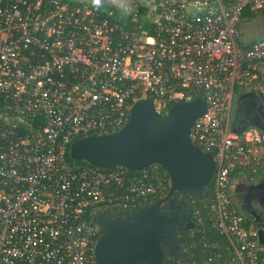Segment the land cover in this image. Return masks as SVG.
Here are the masks:
<instances>
[{"label":"built area","instance_id":"built-area-1","mask_svg":"<svg viewBox=\"0 0 264 264\" xmlns=\"http://www.w3.org/2000/svg\"><path fill=\"white\" fill-rule=\"evenodd\" d=\"M264 0H0V264H94L104 209L164 196L156 172L69 161L79 138L112 133L133 103L157 114L200 97L192 143L215 162L212 224L229 262L264 264L257 229L229 197L255 181L264 134H236V94L264 87V37L245 43L241 16Z\"/></svg>","mask_w":264,"mask_h":264},{"label":"water","instance_id":"water-1","mask_svg":"<svg viewBox=\"0 0 264 264\" xmlns=\"http://www.w3.org/2000/svg\"><path fill=\"white\" fill-rule=\"evenodd\" d=\"M245 95H254L255 104L259 103L255 92L241 97ZM205 112L200 97L175 103L165 115L156 113L151 98L139 99L119 130L85 136L71 143L72 160L101 169L122 167L134 172L158 165L170 180L167 194L155 202L118 211L114 219L106 211L93 215L100 234L94 248V264H166L171 252L163 248V240L183 244L190 236H180L190 216L183 211V203L176 205L175 199L179 195L201 196L212 181L215 162L211 153L202 152L190 138L193 122ZM234 125L235 122L231 129L236 134L246 126L256 127L253 122L242 128ZM253 189L261 190L259 209L243 213L254 218L258 242L264 246V175Z\"/></svg>","mask_w":264,"mask_h":264},{"label":"flooded vegetation","instance_id":"flooded-vegetation-1","mask_svg":"<svg viewBox=\"0 0 264 264\" xmlns=\"http://www.w3.org/2000/svg\"><path fill=\"white\" fill-rule=\"evenodd\" d=\"M249 92H255L257 94V98L259 101L257 105L254 102V95H245L241 97L244 93L247 94ZM234 122V126L238 128L245 127L248 123L253 122L256 125L257 129H259L261 133H264V87L252 89L250 91L242 92L235 95L231 114V128ZM262 174H264V172ZM260 191L261 190L258 189L254 190L253 186H249L245 191L237 194L232 191L230 183L229 197L231 201L236 205L237 209L243 214V212L252 211L253 206L259 208L257 202L259 201ZM180 203H183V211L190 216V218L186 220L184 229L183 231H181L180 236L184 233H189L191 235V233L198 228H194L195 224L198 225V204L204 203L206 209H208L210 212L213 211V201L211 195L210 197L207 196L206 191L203 192L201 196L182 197L181 195H179L177 196V199H175V204L178 205ZM118 211L126 210L112 209L107 210L106 212L109 216L114 219L116 218V213ZM186 241L187 239L183 244H176L172 243V241L163 240V248L171 252V256L166 264H178L179 261L184 258V256L186 255Z\"/></svg>","mask_w":264,"mask_h":264},{"label":"trees","instance_id":"trees-1","mask_svg":"<svg viewBox=\"0 0 264 264\" xmlns=\"http://www.w3.org/2000/svg\"><path fill=\"white\" fill-rule=\"evenodd\" d=\"M260 12L264 13V9ZM257 12L250 11L246 9L242 16L241 22L243 18L253 19L257 16ZM240 22V24H241ZM164 115V114H163ZM69 161L74 164L91 166L84 161H75L68 156ZM119 168V167H113ZM143 171H147L149 173L156 172L159 176H165L169 179L167 173L158 165H151L143 169ZM264 172V166H261L259 169V175ZM207 192V196L212 198L214 197L213 191V181H211L208 186L203 190V192ZM210 193V194H209ZM162 196H150L145 201L141 203L144 205L146 203H151L157 201ZM108 209H104L107 211ZM197 210L199 212L198 218V228L195 229L191 235L187 238L186 241V255L183 259L179 261L178 264H232L229 262V250L228 244L224 236L220 235L218 231H216L212 224V212L206 209L204 203H200L197 205ZM252 225L246 219V225ZM253 226V225H252ZM255 228V226H253Z\"/></svg>","mask_w":264,"mask_h":264},{"label":"crops","instance_id":"crops-1","mask_svg":"<svg viewBox=\"0 0 264 264\" xmlns=\"http://www.w3.org/2000/svg\"><path fill=\"white\" fill-rule=\"evenodd\" d=\"M251 11V10H250ZM261 11V10H260ZM260 11H257L260 12ZM262 13V12H261ZM264 14V13H263ZM259 18L260 19V16H256L255 18L253 19H248V18H243L242 21H247V22H253V21H257L256 18ZM240 30H241V25H240ZM242 32V31H241ZM262 38V37H260ZM242 39H243V42L245 43H252L254 42L255 40L259 39L256 38V37H252L250 38L249 40H246L244 37H243V32H242ZM259 70L260 72L262 73V75L264 76V64L262 65H259ZM258 89V88H257ZM264 174H261L259 175L258 177H256V180L255 181H250L248 180L247 178H245V176H242L241 174H236L232 180H231V189L232 191H234L235 193H240V192H243L245 191L249 186H254L256 185L263 177ZM256 209H259L257 208L256 206H253V209L252 210H256ZM245 219H247L250 223H252L253 226H255L256 228V225L254 223V218L249 215V214H246V213H243ZM260 225V224H259Z\"/></svg>","mask_w":264,"mask_h":264},{"label":"rangeland","instance_id":"rangeland-1","mask_svg":"<svg viewBox=\"0 0 264 264\" xmlns=\"http://www.w3.org/2000/svg\"><path fill=\"white\" fill-rule=\"evenodd\" d=\"M112 1H117V0H112ZM258 16H260V19L257 17V21L253 22H247V21H242L241 22V31L243 32V37L246 40H249L252 37L260 38L264 37V14L261 12L257 13Z\"/></svg>","mask_w":264,"mask_h":264}]
</instances>
